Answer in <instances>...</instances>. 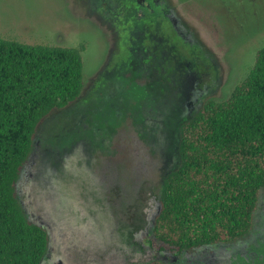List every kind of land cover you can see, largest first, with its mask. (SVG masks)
I'll return each mask as SVG.
<instances>
[{"label":"rangeland","instance_id":"obj_1","mask_svg":"<svg viewBox=\"0 0 264 264\" xmlns=\"http://www.w3.org/2000/svg\"><path fill=\"white\" fill-rule=\"evenodd\" d=\"M161 1L0 0V38L85 47L82 95L42 125L20 178L24 213L51 236L43 264H264V193L237 244L171 259L146 241L181 126L264 47V0Z\"/></svg>","mask_w":264,"mask_h":264},{"label":"trees","instance_id":"obj_2","mask_svg":"<svg viewBox=\"0 0 264 264\" xmlns=\"http://www.w3.org/2000/svg\"><path fill=\"white\" fill-rule=\"evenodd\" d=\"M84 51L0 38V264H43L49 252L48 229L19 202L20 178L42 125L80 99ZM179 156L149 246L172 259L248 237L264 193V47L226 99L208 101L181 126Z\"/></svg>","mask_w":264,"mask_h":264},{"label":"flooded vegetation","instance_id":"obj_3","mask_svg":"<svg viewBox=\"0 0 264 264\" xmlns=\"http://www.w3.org/2000/svg\"><path fill=\"white\" fill-rule=\"evenodd\" d=\"M143 1H146V0H143ZM153 1H154V5L156 4V8H162V1L161 0H153ZM142 5L144 6L145 4H142ZM146 7L151 8V4L148 3ZM151 10H152V12L154 11V9H152V8H151Z\"/></svg>","mask_w":264,"mask_h":264}]
</instances>
